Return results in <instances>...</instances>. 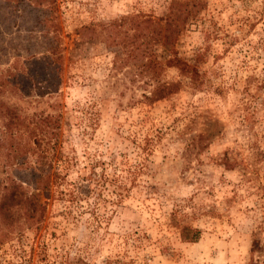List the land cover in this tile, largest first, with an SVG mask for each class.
Here are the masks:
<instances>
[{"label":"rangeland","instance_id":"1","mask_svg":"<svg viewBox=\"0 0 264 264\" xmlns=\"http://www.w3.org/2000/svg\"><path fill=\"white\" fill-rule=\"evenodd\" d=\"M170 2L55 0L56 87L37 28L1 20L0 69L27 83L0 88L17 115L7 129L0 113V191L9 175L31 191V170L51 183L40 225L3 241L0 264H264V0L194 1L173 49L201 52L197 89L167 61ZM9 138L21 166L5 162Z\"/></svg>","mask_w":264,"mask_h":264},{"label":"trees","instance_id":"2","mask_svg":"<svg viewBox=\"0 0 264 264\" xmlns=\"http://www.w3.org/2000/svg\"><path fill=\"white\" fill-rule=\"evenodd\" d=\"M55 0H0V22L2 19H6L10 14L14 17H20L22 20L28 22V29L26 33L30 35L33 28H37L40 38L37 46L43 59L53 64V67L49 71H42V78L47 86H57L60 83L62 77V47L61 38L58 33L57 25V8L54 6ZM195 0L176 1L171 0L169 5V11L166 15L157 18L158 21L167 20L166 23L169 28V33L166 34L170 43L168 62L171 66H174L179 71V74L186 80V84L192 89H197L199 85V71L197 69L196 62L201 56V52L194 53L193 60H184L179 56H176L173 49V42L175 40L177 31L185 23L196 19L199 7L194 2ZM11 3V4H10ZM14 13V14H13ZM103 27L106 28V25ZM153 39V37L151 36ZM138 43L134 48L137 49L136 54L144 50L140 49ZM33 44L29 43L26 47V53H28L29 62H33L35 59V50H32ZM143 53V54H144ZM129 58H136L134 55L128 56ZM119 59V63H120ZM126 60V58H125ZM161 61L156 60L155 55H149V59L145 65L155 68L159 66ZM46 64V63H45ZM116 64V63H115ZM46 68V65H45ZM18 69L14 65V62L9 64L8 67L0 69V88L10 89H25L26 77L22 76L18 72ZM54 87V88H55ZM174 83L167 85V87L156 88L155 92L167 91L172 92L176 89ZM3 111V112H2ZM1 114H7L9 117L6 123L7 129H9L10 121L17 116L12 110L4 108L1 110ZM56 122H58V114L55 116ZM9 124V125H8ZM14 134V133H13ZM12 137V136H11ZM18 141L9 138L7 151L5 153L6 164L7 160H10V165L21 166L24 163L26 151L18 148ZM9 163V162H8ZM4 164V163H3ZM5 182L2 185L0 191V244L6 239H11L16 233H20L24 228H35L40 225L45 212L44 203L38 202V192L46 197L50 188V173L46 169L31 170L29 172V179L27 183L32 187L29 191L22 185V181L14 179L11 175L5 178ZM197 230H193L190 239L193 240L196 237Z\"/></svg>","mask_w":264,"mask_h":264}]
</instances>
